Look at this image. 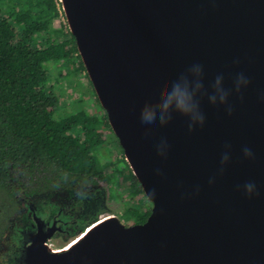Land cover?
Listing matches in <instances>:
<instances>
[{
  "label": "water",
  "instance_id": "water-1",
  "mask_svg": "<svg viewBox=\"0 0 264 264\" xmlns=\"http://www.w3.org/2000/svg\"><path fill=\"white\" fill-rule=\"evenodd\" d=\"M60 2L98 100L152 210L146 222L130 226L104 214L61 251L48 245L55 226L34 212L36 229L21 232L28 242L18 262L264 264V0ZM193 63L204 67L199 99L205 128L189 133L186 119L174 114L168 127L146 139L140 109L147 102L158 112L174 80L193 79ZM238 72L251 84L242 101L235 94L230 98L234 112L228 116L208 95L217 75L231 89ZM161 136L171 146L167 160L148 146ZM226 145L232 160L219 175ZM245 145L256 153L255 161L243 158ZM248 181L257 184L259 197L244 194Z\"/></svg>",
  "mask_w": 264,
  "mask_h": 264
},
{
  "label": "trees",
  "instance_id": "trees-1",
  "mask_svg": "<svg viewBox=\"0 0 264 264\" xmlns=\"http://www.w3.org/2000/svg\"><path fill=\"white\" fill-rule=\"evenodd\" d=\"M62 18L60 0H0V249L8 235L16 242L20 237L22 210L28 208L22 201L27 190L31 195L61 187L102 186L124 175L103 157L113 130L76 38ZM62 63L70 64L73 72L89 82L95 97L94 114L83 107L62 115L57 112L59 97L46 87L54 77L47 65ZM65 76L69 75L59 70L60 79ZM79 102L83 103L82 98ZM129 171L130 180L138 183L130 167ZM137 183L129 195L131 200L145 197L143 212L128 205L122 218L142 224L152 209L146 207L151 202Z\"/></svg>",
  "mask_w": 264,
  "mask_h": 264
},
{
  "label": "clouds",
  "instance_id": "clouds-1",
  "mask_svg": "<svg viewBox=\"0 0 264 264\" xmlns=\"http://www.w3.org/2000/svg\"><path fill=\"white\" fill-rule=\"evenodd\" d=\"M189 71L192 73L193 79L182 76L174 80L164 94L158 112L147 102L140 109L139 120L143 126V136L146 139L156 137L161 129L168 127L173 120L174 114L186 119L189 133L205 128L207 117L201 108L199 99L204 90L201 80V77L204 75V67L200 63H193ZM250 84L249 77L243 72H238L233 78L232 88L226 89L224 87L223 75H217L213 85L214 92L208 95V101L214 107L222 106L224 112L228 116H232L234 106L230 98L235 94L242 101L243 92L250 87ZM148 146L153 148L162 160H167L171 146L166 137L161 136L156 143H152L149 140ZM241 152L245 160L255 161L257 159L256 153L246 145L242 146ZM231 160V146L226 145V150L220 156L219 175H223L225 168L231 163ZM156 174L163 175L159 169L156 170ZM216 179V175L210 177L209 184H215ZM242 190L248 198L260 196V190L254 181L244 183ZM195 191L198 193L199 188L197 187ZM0 264H6L4 257H0Z\"/></svg>",
  "mask_w": 264,
  "mask_h": 264
},
{
  "label": "flooded vegetation",
  "instance_id": "flooded-vegetation-1",
  "mask_svg": "<svg viewBox=\"0 0 264 264\" xmlns=\"http://www.w3.org/2000/svg\"><path fill=\"white\" fill-rule=\"evenodd\" d=\"M110 134L111 133H109V135ZM112 135H114V133ZM123 158L125 157H120V160H123ZM106 159L107 162L111 163L109 158ZM118 175L119 173H117V176ZM124 176L125 175H121V177L118 176L117 180L121 181ZM38 178H42V176ZM35 180L38 179L35 178ZM26 181L28 185H30L31 179L28 178ZM35 186L37 188L36 184ZM102 187L103 186L100 185L61 187L55 190L34 192L31 195L29 194L30 190H27V195L26 193L25 195L23 194L24 199H22V201L28 208H25V211L22 210V213L26 215V220H29L30 227L25 228L26 226L24 224L20 225V227L23 228L18 229L20 237L17 242L8 235L6 240L9 244L8 246L4 244L1 248L2 250L0 249V257L5 258L6 264H21V261L20 263L18 261L23 257L24 249L28 242V239L21 237V232L25 230L33 231L36 229V222L33 218L34 212L37 217L48 223L51 227L55 226L56 231L48 240L51 251L64 249L72 240L78 239L85 230L97 223L100 216L103 214L111 213L112 216L122 220L125 208L128 206L126 204L127 202L124 200V202H126L125 205L120 203V210H122V212H119L121 217L118 214H114L102 195V193H104ZM26 209L30 210V214H28ZM135 224L136 223L133 222L127 223L126 221V225L128 226ZM60 241L66 243V245L58 247L61 245ZM10 244H12V246L9 249Z\"/></svg>",
  "mask_w": 264,
  "mask_h": 264
},
{
  "label": "rangeland",
  "instance_id": "rangeland-1",
  "mask_svg": "<svg viewBox=\"0 0 264 264\" xmlns=\"http://www.w3.org/2000/svg\"><path fill=\"white\" fill-rule=\"evenodd\" d=\"M65 17V16H64ZM63 22H66V19L62 18ZM67 24V22H66ZM68 26V25H67ZM49 73L54 75L53 79L48 83L46 86L47 88H51L55 95L59 97V106L57 109V112L62 115L69 110H78L79 108H85L90 113L92 112V101L94 102V94L92 92V88L89 85V82L85 79V77L82 74H78L73 72V67L70 64L62 63L60 65L55 64H49L47 65ZM59 70L64 71L65 74H68L69 76H65V79H60L59 77ZM79 98H82L83 103L79 102ZM94 114V113H93ZM123 150L120 149L118 139L115 135L110 134L107 138V142L104 145V158H109L110 162L114 164L115 168L119 170V172L123 173L124 171V177L122 180L118 182L113 183H104L102 184L103 192L102 195L106 199L107 205L111 208V210L114 212V214H118L120 217V203L125 205H132V206H138L139 212L141 213V210L143 209L142 205L147 202L145 197L143 195H140L138 199L131 200V196L129 195V191L133 190V187L136 185L131 178V174L129 171L128 164L125 163L123 160H120V157L124 156ZM100 156H97L99 158ZM133 184V185H132ZM138 184V183H137ZM131 190V191H132ZM117 196V197H116ZM124 200L126 202H124ZM138 200V202H137ZM146 207H149L152 209V203L146 204ZM25 211V209L23 208ZM120 211V212H119ZM143 212V210H142ZM112 216L111 213H108ZM104 215V214H103ZM102 216V215H101ZM26 215L22 218L23 224L26 226L25 228H29V220H26ZM122 219V218H121ZM123 223L126 224V221L124 219L121 220ZM128 223V222H127ZM132 223V222H129ZM16 224L18 225V220L14 221L11 225V229L16 228ZM87 230H85L86 232ZM84 232V234H85ZM82 234V235H84ZM81 235V236H82ZM80 236V238H81ZM60 241V244L58 247L66 245V243H63ZM7 244V243H6Z\"/></svg>",
  "mask_w": 264,
  "mask_h": 264
},
{
  "label": "bare ground",
  "instance_id": "bare-ground-1",
  "mask_svg": "<svg viewBox=\"0 0 264 264\" xmlns=\"http://www.w3.org/2000/svg\"><path fill=\"white\" fill-rule=\"evenodd\" d=\"M93 227H94V226L89 227V228L87 229V231L85 232V234L81 236V238H83L88 232H90L91 229H92ZM79 240H80V238H78V240H76V241L72 242L71 244H69L68 246H66L63 250H67V249H69L71 246H73V245H74L75 243H77ZM59 251H61V250H59Z\"/></svg>",
  "mask_w": 264,
  "mask_h": 264
}]
</instances>
